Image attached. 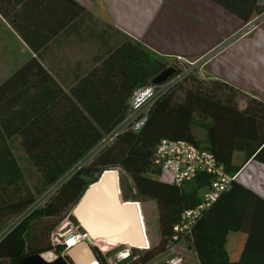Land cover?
<instances>
[{"label": "trees", "instance_id": "obj_1", "mask_svg": "<svg viewBox=\"0 0 264 264\" xmlns=\"http://www.w3.org/2000/svg\"><path fill=\"white\" fill-rule=\"evenodd\" d=\"M15 4L20 9L7 12L0 7V13L35 52L87 14L74 0H15ZM96 62L67 91L36 59H29L0 83V227L6 217L18 216L61 181L41 206L2 238L0 264H19L25 255L49 251V232L65 211L77 223L71 210L104 169L119 171L122 199H153L157 207L159 240L147 249H134L137 258L129 264H144L164 252L179 213L199 201V190H205L210 178L200 173L187 182L188 187L187 183L177 187L162 179L152 160L163 137L184 139L210 151L232 173L249 159L264 163V102L224 81L190 76L154 100L141 129L119 135L87 164L80 165L125 115L132 91L152 82L176 61L168 63L125 36ZM239 95L246 98L243 107ZM14 137L42 183L36 196L19 192L24 178L9 144ZM235 151L243 152L241 165L232 164ZM249 200L252 203L246 204ZM248 207H253L252 212L264 211V199L234 180L194 225L189 248L200 264H264V251L251 243L255 238L250 233L237 260H230L224 245L229 230L243 227L237 221L228 223L222 214L251 211Z\"/></svg>", "mask_w": 264, "mask_h": 264}, {"label": "crops", "instance_id": "obj_2", "mask_svg": "<svg viewBox=\"0 0 264 264\" xmlns=\"http://www.w3.org/2000/svg\"><path fill=\"white\" fill-rule=\"evenodd\" d=\"M74 1L87 14L60 30L38 52L0 13V68L5 69L0 71V83L29 59H36L67 91L110 46L128 36L168 63L209 55L204 66L209 78L264 102V0ZM0 7L7 12L20 9L15 0H0ZM243 158V152L235 151L232 164L241 165ZM236 175L237 183L264 199V163L249 159ZM248 208L251 211L222 214L228 223L237 221L243 227L226 234L230 260L239 258L248 233L255 238L251 243L264 251V211Z\"/></svg>", "mask_w": 264, "mask_h": 264}, {"label": "built area", "instance_id": "obj_3", "mask_svg": "<svg viewBox=\"0 0 264 264\" xmlns=\"http://www.w3.org/2000/svg\"><path fill=\"white\" fill-rule=\"evenodd\" d=\"M208 59L209 55L195 61L177 59L175 63L169 65L175 69V72L164 82L159 84L150 82L137 86L128 100L125 115L110 131L100 138L80 161V165L87 164L93 156L113 143L119 135L141 129L147 120L150 106L161 94L190 76L203 80L211 79L204 68ZM152 162L162 172L160 177L172 181L177 187H182L200 173L209 175L210 179L199 201L193 206L184 208L179 213L172 226L168 248L144 264H200L195 252L189 248L194 225L219 196L230 188L237 175L227 171L210 151L201 149L184 139L161 138L156 144ZM60 182L57 181L51 185L10 224L3 229L1 228L0 241L17 222L41 206L58 188ZM80 241L87 242L95 253L96 258L88 264H129L137 258L133 254L134 249L142 250L150 246L147 243L144 248H136L128 243L113 244L104 239L91 238L88 233L69 218L68 214L52 231L50 235L51 249L42 255L48 261L61 256L65 259L66 264H76L66 258V251ZM58 246H62V248L58 249ZM182 250L183 252H181ZM184 251H187L188 254Z\"/></svg>", "mask_w": 264, "mask_h": 264}, {"label": "water", "instance_id": "obj_4", "mask_svg": "<svg viewBox=\"0 0 264 264\" xmlns=\"http://www.w3.org/2000/svg\"><path fill=\"white\" fill-rule=\"evenodd\" d=\"M174 72L175 69L168 66L152 79V83L164 82ZM118 179L117 169L101 171L75 203L71 214L91 238L144 248L148 240L140 205L138 201L122 199ZM66 258L76 264H88L96 256L87 242L80 241L67 249ZM19 264H66V261L61 256L48 261L42 254L35 253L25 255Z\"/></svg>", "mask_w": 264, "mask_h": 264}, {"label": "rangeland", "instance_id": "obj_5", "mask_svg": "<svg viewBox=\"0 0 264 264\" xmlns=\"http://www.w3.org/2000/svg\"><path fill=\"white\" fill-rule=\"evenodd\" d=\"M2 54V52H0ZM13 57H10V60H12ZM17 59V58H16ZM2 60V59H0ZM0 71L3 73L5 69L0 68ZM1 80V77H0ZM238 99H241L239 103H244L245 97L242 95L238 96ZM9 144L11 146V149L13 150V153L20 165V168L23 173L24 183L19 186V192L22 195H32L36 196L38 193L39 187H41L42 183L40 182L39 175L37 171L34 169L30 161L28 160L26 154L23 152V150L18 145V140L16 137L9 140ZM150 175V174H149ZM152 176V175H151ZM153 177H156L154 175ZM188 184V185H187ZM186 187H188L190 184L187 183ZM204 189H200L199 193L200 195L203 193ZM141 209L142 218L144 221L146 236L148 240V244H156L159 240V232H158V226H157V207L155 204V201L153 199H147L145 201H138ZM67 211L62 213V216L56 226L49 232V238L52 233V231L60 224V222L68 215ZM17 216L16 215H10L5 218L4 222L2 223L0 229L6 227L8 224H10ZM70 218V217H69ZM51 220L57 221L58 218H51ZM183 252V250L181 251ZM46 253V252H45ZM184 253L188 254L187 251H184ZM230 256H232V252L229 251ZM190 255H192L189 252Z\"/></svg>", "mask_w": 264, "mask_h": 264}, {"label": "bare ground", "instance_id": "obj_6", "mask_svg": "<svg viewBox=\"0 0 264 264\" xmlns=\"http://www.w3.org/2000/svg\"><path fill=\"white\" fill-rule=\"evenodd\" d=\"M114 244V243H113ZM43 257H45L44 255H43Z\"/></svg>", "mask_w": 264, "mask_h": 264}]
</instances>
